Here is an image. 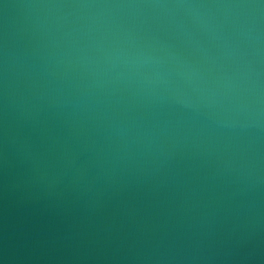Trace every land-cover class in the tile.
<instances>
[{
    "label": "water",
    "instance_id": "1",
    "mask_svg": "<svg viewBox=\"0 0 264 264\" xmlns=\"http://www.w3.org/2000/svg\"><path fill=\"white\" fill-rule=\"evenodd\" d=\"M0 264H264V0H0Z\"/></svg>",
    "mask_w": 264,
    "mask_h": 264
}]
</instances>
